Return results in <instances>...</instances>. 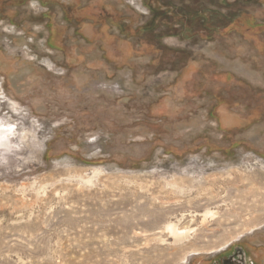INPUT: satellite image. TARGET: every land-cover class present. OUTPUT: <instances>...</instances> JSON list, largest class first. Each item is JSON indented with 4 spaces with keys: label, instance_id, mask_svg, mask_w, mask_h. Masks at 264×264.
Segmentation results:
<instances>
[{
    "label": "rangeland",
    "instance_id": "obj_1",
    "mask_svg": "<svg viewBox=\"0 0 264 264\" xmlns=\"http://www.w3.org/2000/svg\"><path fill=\"white\" fill-rule=\"evenodd\" d=\"M147 2L0 0V264L264 243V0Z\"/></svg>",
    "mask_w": 264,
    "mask_h": 264
},
{
    "label": "flooded vegetation",
    "instance_id": "obj_2",
    "mask_svg": "<svg viewBox=\"0 0 264 264\" xmlns=\"http://www.w3.org/2000/svg\"><path fill=\"white\" fill-rule=\"evenodd\" d=\"M137 1L143 3V0H131L133 4H137ZM147 1L148 0H146V6L149 10H152L153 6ZM156 11H162L160 12V15L163 18H173L174 21H181L182 18L179 20L176 17L185 15V12L183 11L174 12L173 10H169L168 5L166 4L156 7ZM201 15L203 14H198V16ZM214 30L216 31V28ZM204 264H264V243L255 244L249 241H244L234 244Z\"/></svg>",
    "mask_w": 264,
    "mask_h": 264
}]
</instances>
